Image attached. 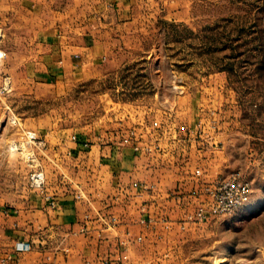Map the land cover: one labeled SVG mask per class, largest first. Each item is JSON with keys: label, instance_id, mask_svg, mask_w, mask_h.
<instances>
[{"label": "crops", "instance_id": "crops-1", "mask_svg": "<svg viewBox=\"0 0 264 264\" xmlns=\"http://www.w3.org/2000/svg\"><path fill=\"white\" fill-rule=\"evenodd\" d=\"M185 1L0 0V79L19 87L100 75L126 63L159 19L188 20ZM27 29L29 47L20 33L7 43L8 32ZM211 76L220 81L210 103L198 101L188 127L181 111L158 117L147 104L130 105L129 122L113 132H48L35 118V136L47 147L36 156L57 165L62 153L83 194L45 182L15 205L0 206V264H186L185 236L207 223L185 221L201 202L195 192L223 173L220 149L244 126L225 73ZM8 108L0 101V122Z\"/></svg>", "mask_w": 264, "mask_h": 264}, {"label": "rangeland", "instance_id": "rangeland-1", "mask_svg": "<svg viewBox=\"0 0 264 264\" xmlns=\"http://www.w3.org/2000/svg\"><path fill=\"white\" fill-rule=\"evenodd\" d=\"M185 5L188 20L159 19L126 63L112 64L100 75L55 85L28 80L19 87L0 79V101L9 105V115L0 122V206L30 196L38 160L45 182L61 183V191H79L73 186L74 166L62 153L57 165L36 156L41 148L30 139L37 131L35 118L46 123L48 132H113L116 123L129 122L130 105L147 104L158 117L181 111L188 127L198 101L210 103L211 87L220 81L211 75L220 71L244 108V126L220 149L225 167L218 177L240 171L251 182V200L244 210L210 217L187 234L182 256L186 264H264V0H186ZM18 33L29 47V29L11 30L7 43L12 46ZM4 56L0 51V59ZM188 207L187 212L194 208Z\"/></svg>", "mask_w": 264, "mask_h": 264}, {"label": "built area", "instance_id": "built-area-1", "mask_svg": "<svg viewBox=\"0 0 264 264\" xmlns=\"http://www.w3.org/2000/svg\"><path fill=\"white\" fill-rule=\"evenodd\" d=\"M153 124L158 126L157 121H154ZM201 133L202 128L199 124L198 134ZM30 139L31 143L44 149L45 144L38 140L35 134L30 135ZM145 149L149 150V147H145ZM29 159H32V161L38 160L37 157L31 154H29ZM38 165L40 167L38 171L31 174V185L43 189L45 175L39 160ZM196 174H201V170H197ZM195 193L198 195L203 193L204 199L199 203L195 212L188 215L187 221L190 222L207 221L210 217L234 215L244 210L251 200L252 185L240 171H235L206 183L201 192L197 191ZM79 196L81 195L79 194ZM114 220L112 218V221ZM17 248L21 249L23 245H18Z\"/></svg>", "mask_w": 264, "mask_h": 264}]
</instances>
